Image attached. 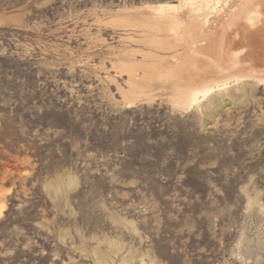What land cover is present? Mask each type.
I'll use <instances>...</instances> for the list:
<instances>
[{"label":"rangeland","instance_id":"374dc122","mask_svg":"<svg viewBox=\"0 0 264 264\" xmlns=\"http://www.w3.org/2000/svg\"><path fill=\"white\" fill-rule=\"evenodd\" d=\"M188 2L0 0V264H264V56L181 55L242 77L177 104Z\"/></svg>","mask_w":264,"mask_h":264},{"label":"bare ground","instance_id":"6f19581e","mask_svg":"<svg viewBox=\"0 0 264 264\" xmlns=\"http://www.w3.org/2000/svg\"><path fill=\"white\" fill-rule=\"evenodd\" d=\"M263 3L264 0H236L235 2H232V0H190L186 4V7L189 8V18L191 20L189 28H187L188 26L186 27V23L180 20L179 15H176L177 8L175 6L169 4L164 6L159 5L154 8L158 11L154 15L155 28L162 29L157 21L163 20V26L168 27L167 30L163 27L167 31V37H163L169 41L170 37H172V42H177L183 47L182 51H187L184 54L178 55L177 53V55H174L176 60L175 65L176 67L178 66V77L182 81V84L178 86L180 90L178 91L179 96L176 95L178 97L176 99L177 104L189 106L196 102L201 95L204 97L213 88L224 87L230 79L236 81L242 77V75L230 76L226 72L227 69H222L220 74H224L225 76H220L216 79L203 77L200 78L199 82L197 80L192 82V78L183 76L181 68L188 63H186V58L181 55H189L190 57L200 55L206 57L208 51L213 50L214 46L215 48L220 46L222 54L228 52L232 56L226 62V68L238 65L239 60L244 61L247 55L251 53L255 55V51H257L256 56H264V40L255 37L257 31V29L255 30V25L259 22V19H264V8L260 11V7L264 5ZM222 12H225V22L220 32L225 36H221L220 39H214L212 35L215 33V30L208 26L209 19L220 15ZM218 23L220 24V22ZM228 32H230V35ZM233 34H237L238 37H232ZM247 35L248 38L246 37ZM228 45H230V48H226ZM243 48H246V52L242 51ZM233 56L235 57L233 58ZM250 76L258 81H264V73H255ZM178 82L180 83V81Z\"/></svg>","mask_w":264,"mask_h":264}]
</instances>
